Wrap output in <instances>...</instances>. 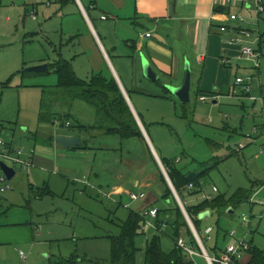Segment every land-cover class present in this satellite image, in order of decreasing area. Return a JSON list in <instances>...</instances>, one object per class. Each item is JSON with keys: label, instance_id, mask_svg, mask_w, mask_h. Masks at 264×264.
<instances>
[{"label": "rangeland", "instance_id": "rangeland-1", "mask_svg": "<svg viewBox=\"0 0 264 264\" xmlns=\"http://www.w3.org/2000/svg\"><path fill=\"white\" fill-rule=\"evenodd\" d=\"M46 1L0 0V83H8L6 87L0 86V119L12 124L15 139L21 135L26 136L19 138L25 139L24 142L17 141L14 146L21 148L24 157H27L31 146L27 145V148L23 143L32 145L46 142L54 130L65 127V119L73 125L74 119L79 117L84 125L90 123L89 127H82L80 130L81 142L92 138L89 143L95 148H101L97 149L101 154L95 159L96 165L105 160L106 154L103 153L110 152L109 149H114L113 151L118 153H115L116 155L122 151L126 156L127 150L130 157L135 155V147L131 149L127 142L132 139H119L104 133L106 122L102 121L95 107L89 102L73 97L71 91L56 87L58 76L52 70L24 73L25 68L29 66L40 65L37 63L41 61L52 63L55 59L50 45L52 36L49 34H55L59 23L54 18L50 20L47 11L42 14L43 6L51 8L52 5L51 3L46 6ZM245 2L249 3L247 8L238 7L232 13L243 15V24L253 30V36L257 31L260 33V40L251 44L261 55L258 71L252 67L232 66L233 73L226 74L222 86L212 90L215 93H204V101H200L199 92L195 95L193 90L189 94V101L180 104L168 89H165V93L159 84L141 88L143 92L159 95L147 98L146 110L155 121L147 128V135L161 158L164 155L169 159L179 157L181 160L177 166L190 170H196L198 162L215 159L218 161L216 168L200 178L202 185L197 194L184 193L187 205H198L202 201L201 193H220L230 197L237 188H253L256 203L250 209V203L246 202L235 207L231 215L212 213L201 220V231H204L206 226L214 227L218 219L220 227L227 231L234 229L238 237L251 241L264 253V205L258 204L264 201V140L258 136L253 141L245 138L246 135H255L251 133L250 117H254L258 111H251V102L246 97L237 100V96H241V87L235 86L236 94L230 92L235 78L247 75L253 76V95L258 96L255 90L259 88V82L264 86V13L258 16L253 0ZM36 6L40 20L48 15L45 17L46 22L42 20L39 24V20L33 21L30 14L33 9L36 10ZM35 17L37 18L36 14ZM225 57L232 58L228 55ZM81 66L82 71L78 69L77 76L83 75L82 78L85 79L89 76L83 74L89 66V61L81 63ZM103 72L107 71L103 69ZM131 73L132 70L128 68L129 79L133 78ZM178 74L180 75L177 73L176 77ZM121 77L128 87L124 76ZM164 80L173 86L169 79L161 77L156 83H163ZM220 92L228 93L231 97L218 98L216 103H211L212 98ZM164 94L167 95L161 98ZM130 96L134 100L135 94L130 93ZM233 106L240 110L241 106H245V109L250 110V114L245 111L234 116ZM241 114L244 124L240 125L237 121L235 132H228L222 127V122L231 125ZM227 116L229 117L226 118ZM38 120L39 123H45L39 124ZM24 128L26 131H22ZM4 133L6 131H3V137L7 135ZM89 133L92 137H85ZM239 143L244 147L238 149ZM108 158L110 159L109 156ZM130 160L132 162V158ZM14 170L16 173L12 179L6 180L10 188L0 190V208L9 211L0 212V216L10 215L14 217L12 221L17 220V223L20 222L29 229L18 231L14 241L11 236L0 233V240H3L0 241V264H109L111 245L108 236L119 234L118 224L127 217L128 210L141 213L144 208L153 204L159 209L158 218L164 224L161 227L163 233L160 244L164 250H169L172 246V231L168 223L173 220L170 208L173 207L174 200L170 195L165 196L167 187L160 178V167L153 173L155 180L147 181L149 186L131 187L135 193L143 192L142 199L137 201L109 195L108 189L98 184L91 172L79 174L75 169L65 171L59 168L27 175V171L19 165H14ZM38 173L39 177L36 176ZM2 175L0 170V177ZM4 184L5 182L0 181V188L4 187ZM213 186L218 188L214 194L211 191ZM47 187L50 192L45 191ZM13 191L18 194H14L13 201L22 203L7 206L4 200ZM243 214L248 217L245 226L241 224ZM144 229L149 236L156 231L147 226ZM31 231L34 232V237ZM182 234L184 235V232ZM209 235L210 238L207 239L203 233L207 245L211 246L215 231ZM144 243L143 235H138L135 245L143 248ZM140 259L139 253L138 262ZM193 259L197 264H205L199 256L194 255Z\"/></svg>", "mask_w": 264, "mask_h": 264}, {"label": "crops", "instance_id": "crops-1", "mask_svg": "<svg viewBox=\"0 0 264 264\" xmlns=\"http://www.w3.org/2000/svg\"><path fill=\"white\" fill-rule=\"evenodd\" d=\"M50 5L51 8L42 7V14L47 11L49 16L45 15L41 20L37 14L38 7L36 6V10L33 9V11L37 15V18L35 17L33 21L39 20V24H41L42 20L46 22L45 17L48 16L50 20L54 18L59 23L55 34H49L52 36L50 45L55 54V59L52 63L56 61L59 55L70 60L74 73L77 76L78 69L80 72L82 71L81 63L88 60L89 66L83 74L89 76L83 79V75H79V78L85 81H88L96 73L106 76L112 75L117 84L119 83L122 89L125 90L129 104L143 125L152 151L149 149L145 138L144 140L139 137L127 138L132 139L127 142L131 149L135 147V155L130 157L128 150L126 156L122 151H120L119 155H116L118 153L114 152V149H109L110 152L103 151L105 152L103 155L106 154V157L104 156L105 160L101 164L96 165L95 159L98 157V154H101L97 149L101 148H95L93 144L89 143L92 138L84 140L88 147L74 149L64 148L60 143L54 141L53 137L58 135H78L80 137L81 127L90 126V123L84 125L79 120L80 118L75 116L74 121L76 123L73 121L72 125L71 122L67 121L69 122L68 127L65 126L54 130V133L48 136L46 142L33 143L32 145L30 143H23V146H31L30 149L33 150L32 161L33 165H35L33 168L30 167L26 174L35 175L39 171L43 173L59 168L65 171H74L75 169V172L79 174L91 172L95 176V181L108 189L109 195L130 200L128 194L134 192L131 187L149 186L150 184H147V181L151 180L152 182V180H155L153 173L157 170L158 167L156 165L158 163L154 155H156L159 161L161 159L169 160V157L165 155L161 158L147 135V128L155 122L147 113V98L159 95H155L152 92H143L141 88L142 86L150 88L155 86V84H159L165 92L166 88L163 85L167 84V81L164 80L163 84L156 83L158 80L155 82L147 80L142 74L140 54L148 60L153 71L158 74V79L160 77L166 78V80L169 79V82L173 86L180 84L181 77L183 76L181 72L187 61L191 73L190 92L193 90V93L196 95L199 91V96H204V93H212L218 89L217 87L222 86L227 73H233L232 66L236 68L239 66L251 67L250 61L239 56V46L230 45L226 41L235 33L233 29L234 25L228 19V15L233 10L238 9V7L245 6L247 8L249 3L245 2V0H47L46 6ZM103 15L105 18L101 19ZM238 15L243 17L240 13ZM221 26H225L226 30L220 31ZM245 26L252 32V36L246 39L247 43L250 42L251 45L253 44L252 42L259 41V31L253 36V30L247 25ZM148 32L150 35L145 38L144 35ZM226 55L231 56L233 59L228 57L229 61L223 63L222 59H227ZM113 62L115 63L113 64ZM41 63H45V61L38 62L37 64ZM52 63L46 64L48 66V64ZM128 68L132 70V79H129V75L127 74ZM103 69L107 72L104 73ZM177 73H180L178 77H176ZM121 75L124 76L123 78L128 83V87L122 81ZM258 86L259 88L255 91L258 95L257 97L260 98L259 101L253 103L244 94L237 96V100L239 101L241 98L246 97L251 102V111L252 109L254 113L258 111L254 117H250L251 133L255 134L253 135V139L258 136L259 139L263 138L264 140V97H262L264 86L260 82ZM130 93L135 94L134 100L131 98ZM166 95L164 94L160 97L162 98ZM222 97L228 99L231 96L228 93L224 94L220 92L212 98L211 103H216L217 99ZM233 99L236 100L235 98ZM240 108L242 110L235 108L234 116H238L239 113H244L245 111L247 114H250V110L248 108L245 109V106H241ZM70 113L72 114L73 112L70 110ZM242 117L241 114L240 118L238 120L235 119V122L231 123V125L222 122V127L227 129L228 132H235L237 121L240 122V125L244 124L242 123ZM64 121L66 122V119ZM253 128H256L255 132H253ZM3 131H6L4 134L8 136L3 137ZM22 131H26V129L24 128ZM14 132L15 129L12 124L0 119V137L9 146L16 145L17 141L21 140L24 142L25 140L19 139L26 137L24 135L18 136L15 139ZM240 134L242 135L241 131ZM89 136L92 137L90 133L85 137ZM112 136L117 137L116 135ZM107 154L110 159H107ZM138 155L140 156L138 157ZM180 160L181 158L175 157V162H177L175 164L177 165ZM36 176L39 177V173ZM167 187L169 186L167 185ZM47 189V192H50L48 187L45 190ZM216 189L215 192L218 191L217 187ZM97 190L100 191L101 189ZM215 192L212 193L214 194ZM100 193L105 196L103 192ZM14 194L17 193L13 191L6 196V200H4L5 205L22 203L13 201ZM153 205H150V207ZM252 205L249 206V209ZM150 207L144 208L142 212ZM0 209V212H9L5 211L3 207ZM13 218L10 215L0 216V233L11 236V239L14 241L17 238L18 231L29 229V227L21 225L20 222L17 223V220L12 221ZM32 236L34 237V232H32ZM228 241H226V244H228ZM247 259L248 253H245L239 260L244 263ZM203 260L205 261V259Z\"/></svg>", "mask_w": 264, "mask_h": 264}, {"label": "trees", "instance_id": "trees-1", "mask_svg": "<svg viewBox=\"0 0 264 264\" xmlns=\"http://www.w3.org/2000/svg\"><path fill=\"white\" fill-rule=\"evenodd\" d=\"M48 70H52L53 73L58 76L56 87L71 91L73 97L82 99L87 103L89 102L95 107L102 121L106 122L105 129L103 128L104 133L116 135L122 139L139 137L144 140L138 123L135 121L131 109L123 96L122 90H120L112 75L106 76L96 73L93 74L88 81H85L75 75L71 61L60 55L56 58L54 63L48 64ZM25 72L27 71L24 70V73ZM7 85L8 83H0L2 87H6ZM82 147H88L87 143L81 142L80 145L74 146V148ZM160 161L178 197H180L193 228H195L198 236L201 238V242L207 250L208 255H219L226 244L228 238L227 233L229 231L220 227L217 219L216 225L212 227V231H215L213 244L208 246L203 237L204 231H201L200 228L201 220L206 217L199 218L200 213L208 211L209 216L212 213L231 215L226 212V209L232 208L233 211L235 207L248 202L249 198L252 196L253 189L237 188L230 197L217 193L210 200L202 199L198 205L189 206L184 200V193L197 194L202 185L200 178L216 168V163L218 161L215 159L214 161L207 160L198 162V168L196 170L177 166L175 164L177 163L175 162V158L169 160L161 159ZM159 173L161 180L165 182L162 173L160 171ZM189 184L192 185L190 189L188 188ZM45 191L47 192L48 189ZM168 195L172 197L169 187L166 188L165 192V196ZM173 200L174 205L171 209L173 220L168 223L172 231V246L170 249L164 250L162 244H160L163 232L160 228V223L162 221L158 218V212L157 218L154 219L158 230L154 231V233L149 236L144 229V220L146 216L143 212L136 213L133 210H128L127 217L118 224L120 230L119 234L108 236L111 245L109 264H194V260L189 257L186 251L176 244L177 239L182 238L184 244H187L196 252H199V247L195 242L191 229L188 227L174 198ZM182 232H184V235ZM138 235H143L144 237L145 243L143 248L135 245V239ZM249 243L250 247L246 252V254L248 253L247 261L242 263L239 259L234 258V264H264L263 251L254 246L251 241ZM139 253L141 254L140 262L137 260Z\"/></svg>", "mask_w": 264, "mask_h": 264}, {"label": "built area", "instance_id": "built-area-1", "mask_svg": "<svg viewBox=\"0 0 264 264\" xmlns=\"http://www.w3.org/2000/svg\"><path fill=\"white\" fill-rule=\"evenodd\" d=\"M253 5L258 15L264 13V0H253ZM30 15L33 19L35 18V14L33 11L31 12ZM102 18H105V16L103 15L101 19ZM228 19L233 23L234 25L233 29L235 30V33L226 40L227 43L230 45H238L239 46V56L241 58L243 57L244 59L250 61L251 67L254 70H257L259 67L260 55L253 48L252 45L247 43V40H246L247 38H250L252 36V32L245 25L242 24L243 22L242 16L230 13L228 15ZM225 30H226L225 26L220 27V31H225ZM149 35L150 33L148 32L144 35V37L147 38L149 37ZM228 61L229 59L227 60L222 59L223 63H227ZM235 86L241 87V95L242 94L246 95L249 101L253 103H256V101H259L260 98L252 94L253 87H251L252 86V76L251 75H247L243 78L236 77L234 80L233 86L230 90L232 94H236ZM199 100L201 101L205 100V96H199ZM68 125H69V122L66 121L65 126L68 127ZM255 129L256 128H253V132H255ZM245 137L249 141L254 140L252 135H246ZM237 147L238 149H241L244 146L243 144L239 143ZM32 153H33V150L29 149L27 153L28 154L27 157H24L25 154L21 148L15 147V146H9L6 143V141L0 137V158L2 159L0 161L5 163L7 166L14 168V165H19L22 169L28 171V168H30L33 165V161H32L33 154ZM0 181L5 182L4 187L0 188L1 191H4L10 188L4 175L0 177ZM188 188L189 189L192 188V185L189 184ZM211 189H212V192H215L217 190L216 186L215 187L213 186ZM173 192L178 197L175 189L173 190ZM253 194L248 200V203H250V205L256 203L255 198L253 197ZM128 197L130 198L131 201H137V199H140L143 197V193L142 192H137V193L131 192L128 194ZM200 197H202V199L210 200L213 196L208 193H201ZM258 204L262 206L264 205V201ZM157 212H158V209L155 206L147 208L143 211V214L146 216L145 217L146 219L144 220L145 227L147 226V228L158 230L154 222V219H156L158 215ZM187 215L184 216L186 222H187V219L190 220ZM241 219H242L241 224L245 226V224L248 221V217L245 214H243ZM163 225L164 224L161 222L160 228ZM188 227L189 228L191 227L190 229L195 239V242L197 243L199 247V252H196L193 248H191L187 244H184V241L182 238H178L176 244L179 247H181L184 251H186V253L189 255L191 259L193 258L194 255H196V256H199L205 259L206 264H234V258L240 259V257H242L243 254H245L250 247V243L246 241L244 237H238L236 235V231L234 229H231L227 233L229 241H228V244L224 246L223 251L219 255H208L207 250L205 249L203 243L201 242V238L198 236L195 228H193V226H189V224H188ZM211 231H212V227H209V226L205 227L204 234L206 235L207 239L210 238L209 234L211 233ZM194 264L196 263L194 262Z\"/></svg>", "mask_w": 264, "mask_h": 264}, {"label": "water", "instance_id": "water-1", "mask_svg": "<svg viewBox=\"0 0 264 264\" xmlns=\"http://www.w3.org/2000/svg\"><path fill=\"white\" fill-rule=\"evenodd\" d=\"M140 58H141V66H142V74L143 76L152 82H155L156 80H158V74H156L150 63L148 62V60L146 58H144V56L142 54H140ZM26 71H30V72H37V73H41L43 71H47L48 70V66L46 63H41L40 65H34V66H29L27 68H25ZM183 76L181 78V82L178 86H171L170 84H165L164 88L168 89L175 97L176 99L179 101V103H187L190 99V78H191V73H190V69H189V64L186 61L183 67ZM115 76V75H114ZM116 78V77H115ZM118 87L120 88V90H122L123 96L127 102V105H129L131 112L133 114V117L135 119V121H137L138 126L140 128V131L142 133V136H144L149 149L152 151V147L148 141L147 136L145 135V131L143 128L142 123L138 120V117L136 115V113L134 112L132 106L129 104V100L127 97V94L125 92V90L122 89L121 85L118 83ZM54 141H56L57 143H60L64 148H74V146H78L80 145V138L78 137V135H73V136H62V135H58L53 137ZM155 156V159L158 163V167H160V170L162 172V175L164 177L165 182L167 183V185L170 187L171 192H172V196L174 197L181 213L183 214V216H186L187 213L185 212L181 201L179 199V197L176 196V194L173 192L174 187L172 185V183L170 182L169 178L167 177L166 171L164 169V167H162L160 161L158 160V158ZM0 170L2 171L4 177L6 178V180H11L12 177L15 175L16 170H14L13 167H9L7 166L5 163H3L2 161H0ZM226 212L231 214L232 208H227ZM188 216V215H187ZM209 216V212L208 211H203L202 213H200L199 218L200 217H208ZM187 222L189 224V226L191 225L190 220L187 219ZM191 228V227H190Z\"/></svg>", "mask_w": 264, "mask_h": 264}]
</instances>
